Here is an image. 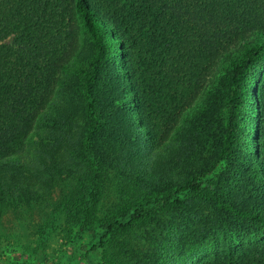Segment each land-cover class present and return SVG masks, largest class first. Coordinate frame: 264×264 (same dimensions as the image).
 I'll return each mask as SVG.
<instances>
[{
    "label": "trees",
    "instance_id": "trees-1",
    "mask_svg": "<svg viewBox=\"0 0 264 264\" xmlns=\"http://www.w3.org/2000/svg\"><path fill=\"white\" fill-rule=\"evenodd\" d=\"M57 82V95L79 94L86 124L71 149L81 158L73 188L50 204L43 234L60 222L65 242L87 237L92 264L91 254L124 252L140 226L190 196L264 237V0H0V224L39 190L33 180L56 187L57 163L46 146L65 144L70 119L68 102L52 98ZM99 88L108 92L109 113L120 116L119 140L139 153L143 168L153 159L183 163L200 150L204 161L178 182L105 206L111 146L97 139L106 126ZM235 173L245 185L239 203L219 194ZM207 231L181 245L171 237L178 247L168 245L163 259L211 244L214 231ZM199 264H264V240L231 241Z\"/></svg>",
    "mask_w": 264,
    "mask_h": 264
},
{
    "label": "rangeland",
    "instance_id": "rangeland-1",
    "mask_svg": "<svg viewBox=\"0 0 264 264\" xmlns=\"http://www.w3.org/2000/svg\"><path fill=\"white\" fill-rule=\"evenodd\" d=\"M81 43L82 41H80ZM222 68L223 63L220 62L214 74L201 86L198 99L205 96ZM120 81L123 82V79L121 78ZM58 85L59 82L54 84L52 98L62 102V106L68 102L67 106L70 110V119L66 123L69 126L60 140L61 142L65 141V144L54 146L49 140L50 144L46 146L51 157L48 161L52 160L57 163L55 173L58 176V182L55 189H49L42 183L39 186V182L33 180L32 183L39 187L35 195L31 199L19 200L12 206L13 208L10 207L3 214L0 224V243L7 254H0V264H90L84 256L87 237L84 240L77 239L72 243L65 242L64 227L58 225L60 222L49 233H42V229L46 227L44 222L47 220L46 214L50 212V204L58 199L62 190L69 191L73 188L74 171L81 158L77 154L75 155L71 149L76 147L77 135L82 132L86 124L79 94L72 93L63 98V96L57 95ZM107 94L108 92L101 88L96 91V107L106 115V126L98 133L97 139L111 146L110 169L105 185L106 199L103 200L105 206L111 207L115 201L121 206L132 197H139L144 191H153L160 186L178 182L188 173L187 168L199 166L204 161L207 151L200 150V154L197 152L194 156H189V159L186 156L183 163L174 162L171 159H153L143 168L139 153L136 152L133 155L132 151L121 143L116 134L120 116L109 113L106 107ZM127 106L131 111H135L132 105ZM185 115L180 118V121L185 118ZM26 141L27 144L29 139ZM192 145L196 146L197 144L192 143ZM185 165L188 167L184 168ZM50 179L48 177L47 180ZM244 189V180L240 174L235 173L226 181L219 194L230 202L239 203L244 198ZM184 199L185 204L176 212L162 215L158 219L140 226L138 228L140 238L130 243L124 252L94 253L89 256V260L92 261V264H160L163 262L199 264L203 260L221 253L224 249L226 250L231 246V241L234 246H247L264 240V237L248 233L243 223L233 221L208 201L190 196ZM206 230L214 231L211 244L196 247L181 259L172 261L163 259L164 249L168 245L171 249L178 247L177 244L170 242L171 237H177L181 245L191 236H201V233ZM207 237H211V235Z\"/></svg>",
    "mask_w": 264,
    "mask_h": 264
}]
</instances>
